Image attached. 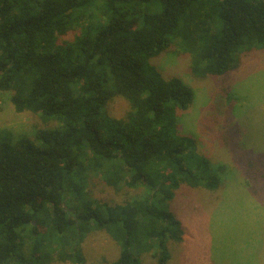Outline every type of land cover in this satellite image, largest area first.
I'll return each mask as SVG.
<instances>
[{
    "label": "trees",
    "instance_id": "trees-1",
    "mask_svg": "<svg viewBox=\"0 0 264 264\" xmlns=\"http://www.w3.org/2000/svg\"><path fill=\"white\" fill-rule=\"evenodd\" d=\"M260 50L264 0H0V91L41 120L33 134L0 137V264H85L94 231L120 249L104 264H143L147 254L169 264L185 240L181 195L217 190L227 163L181 133L196 91L163 74L162 54L188 58L194 78L220 80L204 123L258 192L264 150L235 141L225 80ZM115 98L128 104L121 118L108 110ZM96 175L135 192L98 198Z\"/></svg>",
    "mask_w": 264,
    "mask_h": 264
},
{
    "label": "rangeland",
    "instance_id": "rangeland-1",
    "mask_svg": "<svg viewBox=\"0 0 264 264\" xmlns=\"http://www.w3.org/2000/svg\"><path fill=\"white\" fill-rule=\"evenodd\" d=\"M157 59L165 76H180L196 91L197 100L180 118L181 133L195 136L200 150L214 163H227V170L222 173L227 174L217 190L189 188L184 190L185 196L181 195L186 200L176 206L185 240L176 253L172 251L169 264H264V185H258L256 193L249 189L242 169L232 156L235 154L219 145L213 131L204 123L220 80L194 78L188 58L162 54ZM242 60L241 69L225 80L234 92L227 122L236 129V142L241 140L249 151H263L264 50L248 53ZM10 96V92L0 91V137L16 140L22 134H33L41 125L39 116L16 112ZM127 109L123 98H115L108 104L109 113L118 118L125 116ZM93 178V194L98 198L120 202L135 192L127 187L115 191L107 188L98 175ZM119 252V246L104 231L91 232L85 239V264H104V258L112 261ZM142 263L155 264L154 257L143 255Z\"/></svg>",
    "mask_w": 264,
    "mask_h": 264
}]
</instances>
